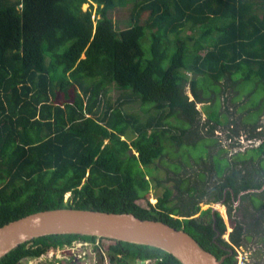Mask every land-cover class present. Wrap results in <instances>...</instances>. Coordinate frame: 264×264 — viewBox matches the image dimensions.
I'll return each instance as SVG.
<instances>
[{"label": "trees", "instance_id": "16d2710c", "mask_svg": "<svg viewBox=\"0 0 264 264\" xmlns=\"http://www.w3.org/2000/svg\"><path fill=\"white\" fill-rule=\"evenodd\" d=\"M127 7L120 28L110 14ZM223 79L264 87V0H0V227L60 208L132 213L184 229L223 264H238L236 247L250 235L234 204L250 200L255 214L264 211V142L248 150L258 160L212 164L220 180L210 183L206 171L183 176L177 202L158 166L169 165L168 155L180 159L171 163L179 178L191 159L203 162L178 151L209 140L197 103L208 83ZM114 86L123 93L116 104ZM153 187L163 188L157 203L141 205ZM218 201L228 208V240L221 214L200 211ZM253 219L261 237L264 219ZM77 238L91 237L34 239L0 264H22ZM103 240L115 264H182L158 248Z\"/></svg>", "mask_w": 264, "mask_h": 264}, {"label": "rangeland", "instance_id": "374dc122", "mask_svg": "<svg viewBox=\"0 0 264 264\" xmlns=\"http://www.w3.org/2000/svg\"><path fill=\"white\" fill-rule=\"evenodd\" d=\"M88 8V4H85L83 7L84 10H87ZM129 14L130 7H127L124 9L114 10L111 12L110 16L116 22L117 26L119 25L120 28H126L128 26L127 22L129 20ZM208 84L207 86H209L210 89L208 87L205 88V95L207 94L206 96H209L201 97V99L205 102L197 103V109L201 111V126H203L201 134L209 138V140L201 142L195 146L192 144L188 145L178 151L180 156L187 157V159L191 156L194 158H203V162L199 159L200 162L196 163L191 159L190 166L183 165L185 174H182L179 178L176 176V172H172L173 169L175 170L176 165L175 167H173V165L171 167V163H180V159L173 160L171 159V156L168 155L165 156L164 159L169 165L166 166L165 164H158V166H160V171H162L163 183H167L169 188L173 190L174 197L178 193L176 188L177 182L183 176L185 178H189L190 181L197 180L194 176L195 172L206 171V173L209 174V181L212 183L215 180H218L215 175V169L208 171L212 164L215 166H226V163L228 164L227 160L230 162L234 156L236 159H243L244 157L252 159V157H254L256 160L261 157L260 155L252 154L251 151L248 150L256 148L264 142L263 85L260 84L256 87L254 83L241 82L240 85L234 86V84L226 79H223L218 83L220 86L214 82H211L209 85ZM185 91L190 100H193L194 98L190 91L189 84L186 85ZM121 95H123L122 91L116 89L114 86L113 90L110 92L109 98L113 104H116L117 99ZM131 105L138 106L137 102ZM206 112H209L208 115ZM260 113L261 116L259 117ZM209 115L215 116L214 118H216V116L218 119L220 118L222 124L217 125L216 123L211 122L210 120L212 119ZM251 120L255 122H249ZM251 135L259 137H254L253 139V136ZM218 149L223 150L222 154H218ZM173 151H175V149ZM246 151L248 152L246 153ZM184 171L182 170L179 173H183ZM162 192V187H153L150 192L148 202L139 201V203L144 206H147L148 203L155 205L157 203V196L161 195ZM70 196V193L66 194L65 200L67 201ZM262 198L264 200V196ZM174 202H177V200L174 199ZM234 206L237 208L235 216L246 223L248 235H250V238H245L242 247L237 248V256L239 257L238 261H240V257L243 256L247 258L246 264H264V234L261 237L257 235L258 231L255 229L256 226H254L253 219V217L257 219L258 216H261L264 219V211H262V214H260V212L255 214L250 200L242 203L238 201L234 204ZM211 207L215 211H218L223 217L227 225V232L224 238L228 240L233 229L230 225L226 206L207 202L200 204L201 211H205ZM199 215L200 212L193 217H198ZM262 224L264 225V222ZM260 227L262 226L260 225ZM79 243L80 242H76L75 246H68L67 249L75 252L73 249H75ZM55 251L56 250H52L48 254H45L44 260L28 258L25 259L22 264L53 263L48 261V259L60 261L59 256H62L61 251H58L59 253Z\"/></svg>", "mask_w": 264, "mask_h": 264}, {"label": "water", "instance_id": "95a60500", "mask_svg": "<svg viewBox=\"0 0 264 264\" xmlns=\"http://www.w3.org/2000/svg\"><path fill=\"white\" fill-rule=\"evenodd\" d=\"M52 235H81L151 246L173 255L182 264L225 261L184 229L162 221L141 219L132 213L75 208L39 211L0 227V260L23 244Z\"/></svg>", "mask_w": 264, "mask_h": 264}, {"label": "flooded vegetation", "instance_id": "af4514ba", "mask_svg": "<svg viewBox=\"0 0 264 264\" xmlns=\"http://www.w3.org/2000/svg\"><path fill=\"white\" fill-rule=\"evenodd\" d=\"M251 136H253V135H251ZM254 137L258 138V136H253V139H254ZM217 178L220 180L219 177H217ZM205 186H207V183L205 184ZM262 189H264V185H263ZM262 189L255 190V191H260ZM177 192L178 193L175 197H174V195H172V199L176 200L177 196L180 195L178 188H177ZM240 195H241V193L238 195V198H240ZM233 199H234V197H233ZM238 201L240 202V200H238ZM237 202H235V204ZM214 203L222 204L223 206H225L223 204V202H221V201L214 202ZM226 208H227V206H226ZM236 211L237 210L235 208L233 211L234 215L236 214ZM215 212L216 211L212 209V213L214 214ZM227 214H228V218H229L228 208H227ZM229 220H230V218H229ZM76 242H80V243L77 244L75 249H73V250H75V252L67 249V246H64L62 249L55 251V252L61 251L62 256H59V260L61 261V263H60V261H55L53 259H48V261L53 262L51 264H115L112 261L111 250L107 246L108 242L104 241L103 239H100L97 237H91L90 239H88V238H85V239L84 238H77L72 243H76ZM97 243H98V246H96ZM118 257L120 258L122 256L119 255ZM89 261H90V263H89ZM132 264H154V260L145 261V260H141V259H136L133 261Z\"/></svg>", "mask_w": 264, "mask_h": 264}, {"label": "built area", "instance_id": "2783aa9c", "mask_svg": "<svg viewBox=\"0 0 264 264\" xmlns=\"http://www.w3.org/2000/svg\"><path fill=\"white\" fill-rule=\"evenodd\" d=\"M75 244H76V243H72V246H75ZM70 246H71V245H70ZM96 246H98V243L96 244ZM67 247H68V246H67ZM44 258H45V255H43L42 257H39V258H34V259H40V260L42 259V260H44ZM245 260H246L245 257H242V256H241V257H240V261H239V263H240V264H246V263H245Z\"/></svg>", "mask_w": 264, "mask_h": 264}, {"label": "clouds", "instance_id": "9594fccd", "mask_svg": "<svg viewBox=\"0 0 264 264\" xmlns=\"http://www.w3.org/2000/svg\"><path fill=\"white\" fill-rule=\"evenodd\" d=\"M237 248H239V247H236V251H237ZM242 257H243V256H242ZM238 258H239V257L237 256V260H238ZM245 259L247 260L246 257H245ZM246 260H245V263H246ZM238 264H240L239 261H238Z\"/></svg>", "mask_w": 264, "mask_h": 264}]
</instances>
